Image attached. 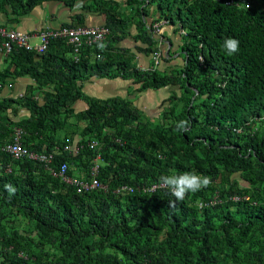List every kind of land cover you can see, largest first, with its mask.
Returning a JSON list of instances; mask_svg holds the SVG:
<instances>
[{
  "label": "trees",
  "instance_id": "obj_1",
  "mask_svg": "<svg viewBox=\"0 0 264 264\" xmlns=\"http://www.w3.org/2000/svg\"><path fill=\"white\" fill-rule=\"evenodd\" d=\"M45 1L0 0V10L23 15ZM126 5L134 12L97 2L107 46L83 47L78 62L64 39L43 53L15 47L7 56L0 84L29 76L41 94L16 101L30 112L17 123L7 115L13 105L0 101V264H264V0ZM153 5L158 20L185 32L186 63L170 74L141 70L113 47L131 22L145 53L159 52L143 21ZM228 37L240 42L237 55L223 50ZM94 76L133 80L140 91L178 86L180 94L154 125L133 101L87 97L83 83ZM78 101L88 108L76 112ZM185 119L189 130L176 131ZM15 128L29 153L54 155L48 167L2 151ZM63 164L70 178L100 187L79 192L51 173ZM193 171L211 185L170 208L175 198L159 177Z\"/></svg>",
  "mask_w": 264,
  "mask_h": 264
},
{
  "label": "crops",
  "instance_id": "obj_2",
  "mask_svg": "<svg viewBox=\"0 0 264 264\" xmlns=\"http://www.w3.org/2000/svg\"><path fill=\"white\" fill-rule=\"evenodd\" d=\"M98 1H80L71 8L63 0H49L37 5L30 12L23 15H14L13 11L6 6L0 10V24L9 31H19L27 34L30 37V44L38 46L41 43L40 38L37 36L39 33L54 30L61 26H80L78 25L79 16L84 17L83 26L100 27L105 25L106 18L97 7ZM105 1L117 4L120 10L125 13L134 12V9H129L126 5L127 0ZM159 15L158 7L153 5L148 7L147 16H143V21L150 26L149 32L155 39L162 56L156 70L170 74L176 69H182L186 63L184 62L186 55L183 49V33L182 29L165 19L158 20ZM152 25L153 27H151ZM124 29L125 38L114 43L113 47L120 54L133 58L135 67L141 70L152 69L155 66L154 54L145 53V49L148 47L138 40V27L129 22L125 24ZM103 44L107 46L106 42ZM103 49H106V47ZM7 56L6 53L0 52V71L9 66V57ZM35 88L36 83L29 76L7 78L4 84H0V101H6L13 105L7 111L10 121L17 123L30 117V112L26 108L17 105L16 101L24 96L34 95L36 98L40 97L41 92ZM83 91L89 98L99 100L119 98L133 101L143 117L152 121L153 119H159V122L163 112L170 106V99L173 94L176 92L180 94L178 86H168L157 91H140V85L135 84L133 80L122 77L109 79L97 76L91 77L83 83ZM11 101H14V103ZM40 101L42 102V99ZM87 108V103L84 101H78L75 105L76 112L85 111Z\"/></svg>",
  "mask_w": 264,
  "mask_h": 264
},
{
  "label": "built area",
  "instance_id": "obj_3",
  "mask_svg": "<svg viewBox=\"0 0 264 264\" xmlns=\"http://www.w3.org/2000/svg\"><path fill=\"white\" fill-rule=\"evenodd\" d=\"M158 30V29H157ZM183 34L184 31H182ZM110 34V29L105 25L100 27H88V26H77V27H68L61 26L54 30H47L39 33L37 36L40 38L41 43L38 46H34L30 44V37L27 34L21 33L19 31H8L5 27L0 24V52H4L9 54L12 50L16 48H24L29 51H37L39 53H43L47 51L49 44L53 40L64 39L67 40L69 44L73 46L75 53V61L78 62V56L81 49L85 46L94 47L96 44L103 42ZM161 53L154 54L155 66H153V70H156V67L159 65V60H161ZM25 132L22 128H15L13 134V142L8 145H4L1 147L2 151L15 157L21 158L27 156L29 159L41 162L48 167V165L53 161V154H37V153H29L22 146V139ZM51 173L55 177L62 178L68 184H72L78 187V191H86L90 189H94L100 187V184L97 180H93L91 183L81 181L79 179L70 178L67 175L68 166L63 164L59 170H54L50 168ZM98 172V166L93 168L94 175ZM156 186H153L151 191L156 190ZM19 256L21 258H27L24 253H20Z\"/></svg>",
  "mask_w": 264,
  "mask_h": 264
},
{
  "label": "clouds",
  "instance_id": "obj_4",
  "mask_svg": "<svg viewBox=\"0 0 264 264\" xmlns=\"http://www.w3.org/2000/svg\"><path fill=\"white\" fill-rule=\"evenodd\" d=\"M98 47L100 49H103L106 47V45L100 43L98 44ZM222 47L226 55L234 56L237 55L240 51V42L235 38L228 37L223 41ZM189 124L190 122L186 119L178 121L176 123V131L187 132L189 130ZM211 183H212L211 177L203 176L193 171V172H183L180 174L161 175L159 177L157 186L159 188H166L170 193V195H172L175 198L174 200L169 201V207L175 208L177 203L183 202L189 196V194H195L197 192H200L208 188L211 185ZM4 189L5 191L8 192L9 197L15 195L17 191L16 188L11 184L4 185ZM23 259H27V258H23Z\"/></svg>",
  "mask_w": 264,
  "mask_h": 264
},
{
  "label": "rangeland",
  "instance_id": "obj_5",
  "mask_svg": "<svg viewBox=\"0 0 264 264\" xmlns=\"http://www.w3.org/2000/svg\"><path fill=\"white\" fill-rule=\"evenodd\" d=\"M153 27V25L151 26ZM154 125H157L159 123V119H153V122H152Z\"/></svg>",
  "mask_w": 264,
  "mask_h": 264
}]
</instances>
